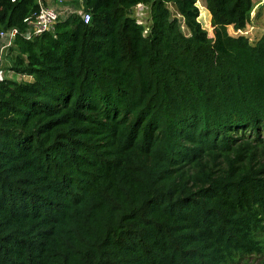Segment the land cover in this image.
<instances>
[{
    "label": "trees",
    "instance_id": "1",
    "mask_svg": "<svg viewBox=\"0 0 264 264\" xmlns=\"http://www.w3.org/2000/svg\"><path fill=\"white\" fill-rule=\"evenodd\" d=\"M82 1L87 24L71 15L9 50L30 80L0 83V264L263 254L264 33L228 31L253 0H204L211 33L198 0ZM37 10L0 0V29Z\"/></svg>",
    "mask_w": 264,
    "mask_h": 264
},
{
    "label": "built area",
    "instance_id": "2",
    "mask_svg": "<svg viewBox=\"0 0 264 264\" xmlns=\"http://www.w3.org/2000/svg\"><path fill=\"white\" fill-rule=\"evenodd\" d=\"M10 1L16 2L17 0ZM75 1L78 0H36L37 13L23 20V29L18 27L0 29V83L5 79L15 78L18 81L29 79L23 75H15L13 71H6L4 68L3 63L17 38L30 41L44 33H52L57 23L66 20L71 15L79 16L85 24L90 21V15L83 9V1L79 0L80 7L75 4ZM137 6L143 7L142 5Z\"/></svg>",
    "mask_w": 264,
    "mask_h": 264
},
{
    "label": "rangeland",
    "instance_id": "3",
    "mask_svg": "<svg viewBox=\"0 0 264 264\" xmlns=\"http://www.w3.org/2000/svg\"><path fill=\"white\" fill-rule=\"evenodd\" d=\"M253 2H254V9L251 13L252 19H251V22L248 24V26L245 28V30L239 31L238 33H236V32H233V30L231 28H228L229 34H231V35H243L244 34L245 36H247L249 38V40L251 42L259 39L261 37V35L264 33L263 19L261 17L259 19L254 18L255 13H256L257 9L262 5L263 0H253ZM77 4L79 7L81 6V3L79 0L77 1ZM197 6L199 7V9L201 7V10H202V15L200 13L199 21L201 22L204 29H206L208 31V33H211L209 17L207 19L208 23L204 24L205 10H206L204 0H198ZM168 7L170 8L172 17L178 18L180 20L179 15L176 13L175 9L170 5ZM133 14H134V17L137 19L138 23H141L143 25H146L149 23V13H148V10L145 6L135 7ZM180 24H181L182 32L185 34H188L187 29L184 27V25L182 23V20H180ZM11 57H12V54H11V52H9L7 57H6L5 62L3 63L6 71H11V70H9ZM9 75H11V74L9 73ZM261 238L263 239V242H264V234H263V236H261ZM234 264H264V249H263V254L252 255L249 257H244L243 259H238V261Z\"/></svg>",
    "mask_w": 264,
    "mask_h": 264
}]
</instances>
